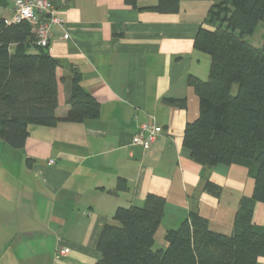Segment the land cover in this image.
<instances>
[{
	"label": "crops",
	"instance_id": "crops-1",
	"mask_svg": "<svg viewBox=\"0 0 264 264\" xmlns=\"http://www.w3.org/2000/svg\"><path fill=\"white\" fill-rule=\"evenodd\" d=\"M68 38L51 28L56 69V115L69 109L67 86L75 69L100 106L99 116L55 126H30L22 148L0 140V264H95L97 240L116 223L118 206H142L148 193L163 196L164 213L153 249L164 234L196 211L209 230L230 235L235 214L253 191L241 163L206 166L182 145L184 127L198 116L188 75L207 79L210 57L193 48L215 0H179L173 13L147 10L157 0H49ZM15 0L0 6L6 20ZM184 99L185 107L166 99ZM151 118L161 134L148 149L131 143L139 121ZM52 161V163H50ZM125 189L117 187L119 180ZM220 187L218 196L204 187ZM252 221L264 227V203L249 201ZM59 246L69 248L56 257ZM264 264V256L257 259Z\"/></svg>",
	"mask_w": 264,
	"mask_h": 264
},
{
	"label": "trees",
	"instance_id": "trees-1",
	"mask_svg": "<svg viewBox=\"0 0 264 264\" xmlns=\"http://www.w3.org/2000/svg\"><path fill=\"white\" fill-rule=\"evenodd\" d=\"M137 0H125L136 6ZM7 0H0L6 6ZM147 10L173 13L179 0H157ZM264 20V0H215L194 37L193 48L210 57L208 77L188 75L198 97V116L184 127L182 145L202 165L241 163L253 178L251 197L243 199L230 235L212 232L196 211L164 234L165 248L153 249L154 233L165 206L163 196L148 193L142 206H118L116 223H106L96 248L95 264H257L264 256V227L252 221L249 201L264 203V41L249 43ZM61 61L48 47L35 44L25 22L8 23L0 16V140L22 148L30 126H55L99 116V102L80 84L77 70L67 86L69 109L56 115V69ZM185 107L184 99H166ZM125 189L124 180L117 185ZM218 196L220 187L206 181Z\"/></svg>",
	"mask_w": 264,
	"mask_h": 264
},
{
	"label": "built area",
	"instance_id": "built-area-1",
	"mask_svg": "<svg viewBox=\"0 0 264 264\" xmlns=\"http://www.w3.org/2000/svg\"><path fill=\"white\" fill-rule=\"evenodd\" d=\"M6 21L8 23H27L34 35L35 44L41 47L49 46L53 26L60 28L63 39L68 38L65 21L58 15L57 8L49 0H15L13 14ZM160 134L161 127L154 118H151L150 121H139L136 131L132 135L131 143L148 149L155 143ZM68 252L69 248L59 246L56 250V257L64 256Z\"/></svg>",
	"mask_w": 264,
	"mask_h": 264
},
{
	"label": "rangeland",
	"instance_id": "rangeland-1",
	"mask_svg": "<svg viewBox=\"0 0 264 264\" xmlns=\"http://www.w3.org/2000/svg\"><path fill=\"white\" fill-rule=\"evenodd\" d=\"M245 39L249 43H251L252 45H254V46H260L262 44V42L264 41V20H262L257 25V27L255 28V30H254V32L252 34L246 35L245 36ZM66 255H64V256H66ZM60 257H62V256H60Z\"/></svg>",
	"mask_w": 264,
	"mask_h": 264
}]
</instances>
